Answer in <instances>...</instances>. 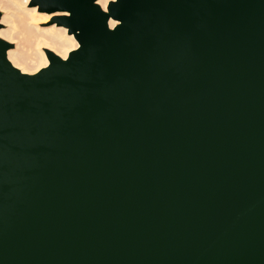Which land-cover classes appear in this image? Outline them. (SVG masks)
I'll return each mask as SVG.
<instances>
[{
	"label": "water",
	"instance_id": "1",
	"mask_svg": "<svg viewBox=\"0 0 264 264\" xmlns=\"http://www.w3.org/2000/svg\"><path fill=\"white\" fill-rule=\"evenodd\" d=\"M31 5L79 46L0 38V264H264V0Z\"/></svg>",
	"mask_w": 264,
	"mask_h": 264
},
{
	"label": "bare ground",
	"instance_id": "2",
	"mask_svg": "<svg viewBox=\"0 0 264 264\" xmlns=\"http://www.w3.org/2000/svg\"><path fill=\"white\" fill-rule=\"evenodd\" d=\"M29 4L30 0H0V8L5 10L2 21L8 24L7 28H0V37L16 43L7 51L9 60L23 72L35 73L49 63L46 48L66 58L79 42L66 27L56 22L42 25L69 12L46 13ZM115 24L117 21L111 20V26Z\"/></svg>",
	"mask_w": 264,
	"mask_h": 264
},
{
	"label": "rangeland",
	"instance_id": "3",
	"mask_svg": "<svg viewBox=\"0 0 264 264\" xmlns=\"http://www.w3.org/2000/svg\"><path fill=\"white\" fill-rule=\"evenodd\" d=\"M31 1L32 0H30V4H29V6L31 5ZM32 6V5H31ZM38 7V6H37ZM39 9V8H38ZM42 12V11H41ZM4 13H5V10L4 9H1L0 8V28H7L8 26V24L7 23H5V22H3L2 21V17L4 16ZM47 13V12H46ZM53 23H52V20H50L49 22H47V23H45V24H42L43 26H50V25H52ZM0 38H3V37H0ZM3 39H5L6 41H8V42H10V43H12L13 44V47H11V48H14L15 46H16V43L15 42H13V41H9L8 39H6V38H3ZM47 54V53H46Z\"/></svg>",
	"mask_w": 264,
	"mask_h": 264
},
{
	"label": "snow or ice",
	"instance_id": "4",
	"mask_svg": "<svg viewBox=\"0 0 264 264\" xmlns=\"http://www.w3.org/2000/svg\"><path fill=\"white\" fill-rule=\"evenodd\" d=\"M95 2L97 4L102 5L105 8V10H107L108 9V5L111 2V0H95Z\"/></svg>",
	"mask_w": 264,
	"mask_h": 264
}]
</instances>
